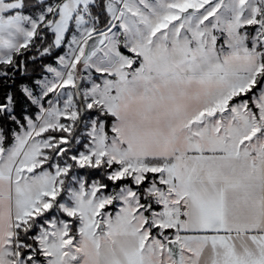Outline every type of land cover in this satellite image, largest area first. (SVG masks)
<instances>
[{
  "label": "snow or ice",
  "instance_id": "1",
  "mask_svg": "<svg viewBox=\"0 0 264 264\" xmlns=\"http://www.w3.org/2000/svg\"><path fill=\"white\" fill-rule=\"evenodd\" d=\"M0 264H264V0H0Z\"/></svg>",
  "mask_w": 264,
  "mask_h": 264
}]
</instances>
